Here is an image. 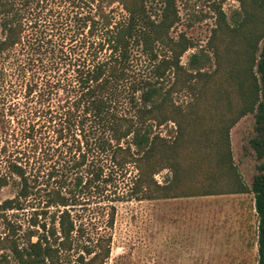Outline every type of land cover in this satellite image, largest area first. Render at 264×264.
<instances>
[{
	"label": "trees",
	"instance_id": "trees-1",
	"mask_svg": "<svg viewBox=\"0 0 264 264\" xmlns=\"http://www.w3.org/2000/svg\"><path fill=\"white\" fill-rule=\"evenodd\" d=\"M236 1L231 21L219 10L205 46L182 63L195 43L170 34L176 0H0V90L10 70L22 84V101L0 102V187L12 189L0 201V264H105L110 235L92 233L76 208L192 195L179 191V170L211 157L227 192L252 195L264 264V0ZM247 113L261 159L249 186L229 146ZM166 123L170 138L157 130ZM10 137L26 143L8 148ZM164 168L160 185L153 174Z\"/></svg>",
	"mask_w": 264,
	"mask_h": 264
},
{
	"label": "rangeland",
	"instance_id": "rangeland-1",
	"mask_svg": "<svg viewBox=\"0 0 264 264\" xmlns=\"http://www.w3.org/2000/svg\"><path fill=\"white\" fill-rule=\"evenodd\" d=\"M176 5L179 19L170 34L182 33L195 43L180 57L182 63L189 53L205 46L211 29L218 22L219 10L226 22H230L239 9L236 0H176ZM135 60L142 63L143 56H136ZM10 71L0 90V102L4 101L5 105L22 101L21 79ZM177 100L183 97L179 95ZM173 129V123H166L157 130L163 137L170 138L175 133ZM252 135L250 113L240 117L229 129L232 163L246 186L261 162L249 146ZM209 141L212 144L216 138L211 135ZM25 143L18 137L7 141L8 148ZM5 155L0 153V173ZM199 163L200 168L186 175L179 170L177 177L179 191L195 192L192 195L177 193L179 196L158 199L86 201L84 208H76L81 219L89 221L92 233L110 235L105 264H256V216L251 193L227 192L226 175L218 171L212 157L208 162L199 160ZM133 173L129 167L126 178ZM170 176V170L164 168L154 173L153 179L161 185L167 183ZM11 195V187H0V201ZM109 204L114 205V216L111 227L107 228L105 205Z\"/></svg>",
	"mask_w": 264,
	"mask_h": 264
},
{
	"label": "crops",
	"instance_id": "crops-1",
	"mask_svg": "<svg viewBox=\"0 0 264 264\" xmlns=\"http://www.w3.org/2000/svg\"><path fill=\"white\" fill-rule=\"evenodd\" d=\"M253 201V200H252Z\"/></svg>",
	"mask_w": 264,
	"mask_h": 264
}]
</instances>
